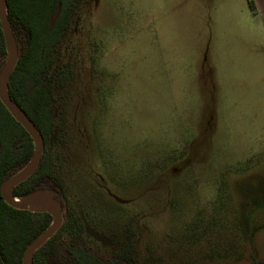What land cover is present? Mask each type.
<instances>
[{"label": "rangeland", "instance_id": "rangeland-1", "mask_svg": "<svg viewBox=\"0 0 264 264\" xmlns=\"http://www.w3.org/2000/svg\"><path fill=\"white\" fill-rule=\"evenodd\" d=\"M59 58L79 211L129 219L139 264H264V22L248 0H85Z\"/></svg>", "mask_w": 264, "mask_h": 264}, {"label": "trees", "instance_id": "trees-1", "mask_svg": "<svg viewBox=\"0 0 264 264\" xmlns=\"http://www.w3.org/2000/svg\"><path fill=\"white\" fill-rule=\"evenodd\" d=\"M84 1L6 0L7 16L18 44V60L9 82L10 97L44 139L39 166L14 188L13 194L24 198L45 191L50 184L63 208L60 228L34 253L32 264H139L136 231L129 219L121 222L120 218L114 217L111 225L104 228L89 209L83 206L82 213L69 198L63 150L67 123L66 117L58 111L57 92L65 89L74 71L69 62L59 63V54ZM248 3L253 10L257 9L255 0H248ZM56 12L57 17L51 24ZM6 58L0 21V73ZM34 152L32 136L0 100V264H24L28 245L53 222L49 213L11 206L2 193L3 184L31 162ZM253 205L264 207V201ZM106 210L108 216L119 212L112 204ZM199 224L193 222L192 228ZM100 235L107 236L113 245L112 258L108 260L92 252L95 246L99 247ZM257 263L253 260L251 264Z\"/></svg>", "mask_w": 264, "mask_h": 264}, {"label": "water", "instance_id": "water-1", "mask_svg": "<svg viewBox=\"0 0 264 264\" xmlns=\"http://www.w3.org/2000/svg\"><path fill=\"white\" fill-rule=\"evenodd\" d=\"M56 17L57 12L53 17L51 24L54 23ZM0 21L7 50L6 63L0 73V100L7 107L9 112L15 117V119L23 125L35 142V152L31 162L24 169L10 177L3 184L2 193L6 202L13 207L28 209L35 213L46 212L53 216V222L51 226L35 241L28 245L24 252V264H32L34 253L42 245H44V243L50 239L60 228L63 219V210L61 202L53 195H41L37 192L24 198H17L13 194L14 188L31 176L39 166L44 149V139L36 125L22 112V110L19 109L21 114L16 110L17 106L10 97L9 82L11 74L18 60V44L12 25L7 16L6 0H0Z\"/></svg>", "mask_w": 264, "mask_h": 264}, {"label": "crops", "instance_id": "crops-1", "mask_svg": "<svg viewBox=\"0 0 264 264\" xmlns=\"http://www.w3.org/2000/svg\"><path fill=\"white\" fill-rule=\"evenodd\" d=\"M256 1V12L262 17L264 22V0H255Z\"/></svg>", "mask_w": 264, "mask_h": 264}, {"label": "bare ground", "instance_id": "bare-ground-1", "mask_svg": "<svg viewBox=\"0 0 264 264\" xmlns=\"http://www.w3.org/2000/svg\"><path fill=\"white\" fill-rule=\"evenodd\" d=\"M16 110L21 114V111L19 110V108L16 107Z\"/></svg>", "mask_w": 264, "mask_h": 264}]
</instances>
